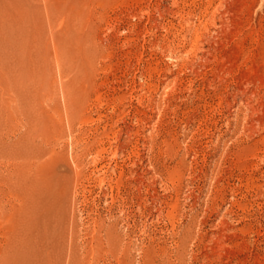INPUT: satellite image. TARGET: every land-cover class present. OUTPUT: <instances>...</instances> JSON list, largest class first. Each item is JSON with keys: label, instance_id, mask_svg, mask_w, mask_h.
<instances>
[{"label": "rangeland", "instance_id": "374dc122", "mask_svg": "<svg viewBox=\"0 0 264 264\" xmlns=\"http://www.w3.org/2000/svg\"><path fill=\"white\" fill-rule=\"evenodd\" d=\"M0 264H264V0H0Z\"/></svg>", "mask_w": 264, "mask_h": 264}, {"label": "bare ground", "instance_id": "6f19581e", "mask_svg": "<svg viewBox=\"0 0 264 264\" xmlns=\"http://www.w3.org/2000/svg\"><path fill=\"white\" fill-rule=\"evenodd\" d=\"M36 167V166H35ZM38 167V166H37ZM40 167V166H39ZM42 173V172H41ZM51 174V173H50ZM50 177V176H49ZM34 178V177H33ZM53 179V178H52ZM45 184L44 181H42V183L40 182H33V186L32 188V194L30 195V199L32 201V204L35 206H40L41 203H44V201H46L45 199L49 198L52 194V189L50 187H48V185ZM53 197V196H52ZM51 197V198H52ZM50 201V198L48 199ZM50 203V202H49ZM46 205V204H44ZM27 207V206H26ZM43 207V206H42ZM46 207V206H45ZM44 208V207H43ZM49 208V207H48ZM46 208V210L48 209ZM23 209V208H22ZM41 212V210H38ZM43 212V211H42ZM41 212V213H42ZM35 215V214H34ZM38 215V214H37ZM21 220V219H19ZM33 220V219H31ZM33 223V222H32ZM35 223V222H34ZM38 224V223H37ZM41 238V237H40ZM14 244V243H13ZM57 251V250H56Z\"/></svg>", "mask_w": 264, "mask_h": 264}]
</instances>
